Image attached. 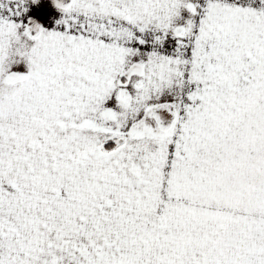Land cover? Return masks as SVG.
Returning a JSON list of instances; mask_svg holds the SVG:
<instances>
[{
	"label": "snow or ice",
	"instance_id": "1",
	"mask_svg": "<svg viewBox=\"0 0 264 264\" xmlns=\"http://www.w3.org/2000/svg\"><path fill=\"white\" fill-rule=\"evenodd\" d=\"M0 264H264V0H0Z\"/></svg>",
	"mask_w": 264,
	"mask_h": 264
}]
</instances>
